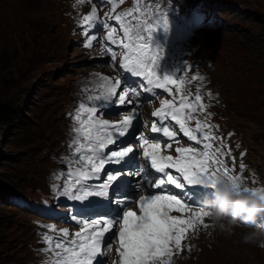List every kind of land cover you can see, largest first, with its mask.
<instances>
[{"label":"snow or ice","instance_id":"obj_1","mask_svg":"<svg viewBox=\"0 0 264 264\" xmlns=\"http://www.w3.org/2000/svg\"><path fill=\"white\" fill-rule=\"evenodd\" d=\"M79 2L83 3V0ZM133 11L129 9L115 17L122 29V39L116 38L114 27L103 23V27L109 29L107 42L123 50L120 68L134 77L142 78L141 86L144 92L155 95L154 89H163L171 94V85L175 84V91L179 94L178 99L173 97V99L161 101V107L151 113L153 117L158 118L152 123L151 132L162 133L163 137L171 140L176 137V132L168 125L174 121L175 125L179 126L180 132L188 140L201 145L204 151H197L193 147L177 148L175 157L165 155L160 143L161 137L149 138L140 134L133 142L138 143L143 149L144 165L133 169L132 175H145V167L148 165L155 170L156 174L163 175L148 184L146 194L139 195L136 188L131 189L135 195L130 194L131 181L123 175L125 172L123 165H127L139 153L131 146H120L110 151L106 149L116 145L121 137L131 134L129 130L133 127V121L137 119L139 113L134 106L128 115L117 122L102 119L97 114L113 102L117 105L132 104V98H138L140 92L130 85L122 86L119 79L112 81L107 76L99 77L98 94L86 98L88 101L97 103L86 106L85 102H81L78 111L72 116L78 125L74 129L76 135L71 154L77 168L74 177L71 171L68 172L66 179L71 183L63 187L60 195L70 200L89 203H92L89 197H103L107 204L115 205V211L114 214L100 213L97 216L72 217L79 226V231L75 232L71 239H69L68 229L62 230L63 239L54 240L53 237L46 235L44 240L49 245L46 251H54V255L58 258L51 264H93V262L104 264L105 251H102V245L106 250H110L111 244L107 241L113 238H118L117 254L120 257V264H167L164 258H171L172 246L180 250L182 239L186 237L189 229L195 228L198 223L203 224V218L209 215L201 205H197L195 210L191 207L197 204L196 194L197 189L203 186L202 178L214 180L219 175L220 168H214V165L221 166L225 175H229L232 171L226 166L225 161L219 158V148L215 152L209 151L212 149L211 141L218 138L212 134L211 124L195 116L197 108L201 111L205 108V105L200 103L202 97L198 94L199 90L194 100H190V93L181 94L180 85L183 84V80L177 82L172 78L173 76H161L157 71L161 52L153 48L151 41L153 33L161 26L154 20L141 22L140 17L132 15ZM125 17L130 19L125 20ZM96 22L97 9L93 6L91 12L81 21L82 26L87 25L82 28L87 41L84 44L85 47H91L93 41L97 39L95 35L89 36V31ZM162 27L165 30L168 27L166 17ZM107 51L111 53L114 61L117 58L115 51L112 47H108ZM200 78L202 77H192L193 80ZM193 120H195V128L188 126ZM205 128L208 131H204ZM167 147L170 148L171 144H167ZM107 164H118L122 167L108 171L105 168ZM169 169H174L179 176L169 174L166 171ZM102 171L106 173V178L98 185H88V181L98 178ZM229 178L234 182L241 180V177L236 175H229ZM189 185L198 187L188 188ZM137 188L143 190L144 185H140L137 181ZM153 189L159 191L156 192ZM176 189H187V191L177 192ZM109 192H111V198H109ZM136 195L139 196L138 200ZM261 196L264 197V195ZM132 203L138 206L139 214L130 209ZM173 211L178 213L187 211L191 215L186 217L171 215ZM207 226L204 224V227ZM53 243L55 249L62 251H55L51 247Z\"/></svg>","mask_w":264,"mask_h":264},{"label":"rangeland","instance_id":"obj_2","mask_svg":"<svg viewBox=\"0 0 264 264\" xmlns=\"http://www.w3.org/2000/svg\"><path fill=\"white\" fill-rule=\"evenodd\" d=\"M1 1L0 29L4 31H0V72L19 65L20 75L10 89L0 91V97L14 106H22V112L16 113L23 116L19 122L0 129V201H5L3 196L12 198L9 187L31 196L47 191L41 178L47 171L49 152L62 147L63 109L72 101L77 86L87 84L95 65L71 42L68 19L63 18L66 30L61 45L56 46V41L49 45L43 38L36 39L34 44L31 42L33 37L37 38V33L34 30L29 33L25 24L42 30L48 39L59 31L58 16L47 11L49 0ZM159 1L166 9L182 4V0ZM227 3L228 0H220L218 9L225 10ZM56 4L57 13L64 5L66 7L65 0H57ZM229 4V10L248 14L253 11L244 7L249 6L264 13V0H236ZM229 19L238 20L230 15ZM202 30L204 32H200ZM206 30L201 25L192 33L188 29L182 49L202 62L211 77V85L226 104L220 106L225 124L243 134L250 155L260 162V169H264V22H244L239 33L224 32L222 28ZM211 33L215 34L207 41ZM171 41L175 42L173 34ZM44 45L49 48L39 51ZM12 47L23 51L26 61L18 63L11 54ZM249 86L252 89H248ZM222 234H217L213 242L207 241L205 246L200 242L198 253L180 264H208L205 259L209 256L218 259L212 250ZM31 240L29 213L0 202V264H31L28 245ZM238 240L250 252L239 256L240 264H264V257L254 252L256 248H264L244 243L240 235Z\"/></svg>","mask_w":264,"mask_h":264},{"label":"clouds","instance_id":"obj_3","mask_svg":"<svg viewBox=\"0 0 264 264\" xmlns=\"http://www.w3.org/2000/svg\"><path fill=\"white\" fill-rule=\"evenodd\" d=\"M219 184L225 188L223 199L215 208H207L209 219L214 227H218L221 231L231 233L234 226L237 225V218L243 216L246 222H255L257 216L264 212V200L259 199L251 194L241 195L234 201L230 199L232 191L231 181L226 177L220 176ZM202 182L207 184L209 181L202 178ZM231 208L232 218L225 222L224 218ZM244 243H256L259 247L264 248V226L252 229L242 236Z\"/></svg>","mask_w":264,"mask_h":264},{"label":"trees","instance_id":"obj_4","mask_svg":"<svg viewBox=\"0 0 264 264\" xmlns=\"http://www.w3.org/2000/svg\"><path fill=\"white\" fill-rule=\"evenodd\" d=\"M191 2H196L198 0H189ZM202 1H209V0H202ZM220 1V0H217ZM236 0H228V3L224 6H227V8L224 10V13L226 16L233 17L238 20L229 19L226 21V29L229 33H239L242 31V27L244 22H251L254 23V21H262L264 22V13L262 14L258 9L251 8L249 6L244 7V10H249L253 12H249L246 14V12H238L237 10H229L228 6L230 5L229 2L234 3ZM243 22V23H242ZM9 33V32H7ZM38 38H32L31 42L34 44V41ZM49 46H40L39 51H45ZM11 54L13 58L18 59V63H22L23 61H26V58L23 56L24 53L21 51L18 47H12ZM4 61L2 60V63ZM20 67L19 65H16L15 67H9L5 69V71L0 72V91L5 92L6 89H10L13 84H15V81L19 74ZM72 102V101H71ZM69 103L70 105L72 103ZM37 104H40V102H37ZM67 106V105H66ZM65 106V107H66ZM22 106H14L12 102L6 101L5 99H2L0 97V129L6 125L11 126L15 122H19L18 120H22L23 116H19L16 112H22ZM23 127L26 126V121H22ZM4 186H8L7 184H3ZM7 194V193H3Z\"/></svg>","mask_w":264,"mask_h":264},{"label":"bare ground","instance_id":"obj_5","mask_svg":"<svg viewBox=\"0 0 264 264\" xmlns=\"http://www.w3.org/2000/svg\"><path fill=\"white\" fill-rule=\"evenodd\" d=\"M248 89H252V87L249 86ZM91 186H94V184H91ZM212 253L222 264H240L239 256H245L249 252L243 249L237 235L233 234L221 235Z\"/></svg>","mask_w":264,"mask_h":264}]
</instances>
